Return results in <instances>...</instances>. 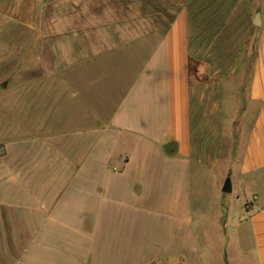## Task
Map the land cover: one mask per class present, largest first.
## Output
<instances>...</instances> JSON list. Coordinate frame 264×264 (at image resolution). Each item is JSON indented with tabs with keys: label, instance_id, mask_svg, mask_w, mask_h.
I'll list each match as a JSON object with an SVG mask.
<instances>
[{
	"label": "crops",
	"instance_id": "0c3cea01",
	"mask_svg": "<svg viewBox=\"0 0 264 264\" xmlns=\"http://www.w3.org/2000/svg\"><path fill=\"white\" fill-rule=\"evenodd\" d=\"M3 40L0 264H207L194 183L223 162L264 264V0H0Z\"/></svg>",
	"mask_w": 264,
	"mask_h": 264
},
{
	"label": "rangeland",
	"instance_id": "374dc122",
	"mask_svg": "<svg viewBox=\"0 0 264 264\" xmlns=\"http://www.w3.org/2000/svg\"><path fill=\"white\" fill-rule=\"evenodd\" d=\"M5 43H7L6 40L1 41L0 46L2 47ZM9 48L12 50L10 45L8 50ZM252 60L251 57L247 58L245 66L248 67ZM199 64H203V61L192 60V80H200L204 76L203 71L201 73L196 71V66ZM1 66L0 64V70ZM247 78L248 72L247 68H245L243 75L239 76L233 84L232 82L225 83V98L228 97L230 103L242 100ZM7 98V92L5 94L1 93V100L6 101ZM0 115L1 117L8 116V107H3ZM235 141L236 135L233 133L231 140H229V146L227 145L225 148V160H234L236 158ZM226 165L227 163L223 162L221 168L216 172H208L207 174V172L203 171L200 179H195V220L202 249L207 252V264H243L247 258L252 260V264H255V259H252L251 252L247 253L242 250L243 245L240 240V232L233 233L232 225L229 222L233 215L236 216L237 221L240 220L243 213H237L239 211L237 207L243 202V197L245 196L242 195V197L238 198V190L236 188H233V191L229 193L223 191L229 175L232 177L231 169H228V165ZM233 207L234 212L231 213ZM203 224L205 225V231H203Z\"/></svg>",
	"mask_w": 264,
	"mask_h": 264
},
{
	"label": "water",
	"instance_id": "95a60500",
	"mask_svg": "<svg viewBox=\"0 0 264 264\" xmlns=\"http://www.w3.org/2000/svg\"><path fill=\"white\" fill-rule=\"evenodd\" d=\"M232 190H233V188H232V180H231V178L229 177L228 179H227V181L225 182V185H224V187H223V191H225V192H232Z\"/></svg>",
	"mask_w": 264,
	"mask_h": 264
}]
</instances>
